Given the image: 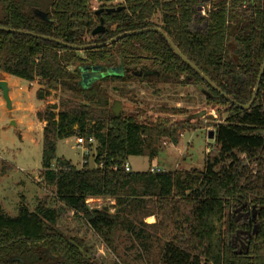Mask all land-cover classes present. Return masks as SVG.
Wrapping results in <instances>:
<instances>
[{
  "label": "trees",
  "instance_id": "obj_1",
  "mask_svg": "<svg viewBox=\"0 0 264 264\" xmlns=\"http://www.w3.org/2000/svg\"><path fill=\"white\" fill-rule=\"evenodd\" d=\"M0 4L1 26L71 44L102 43L126 31L158 27L239 104L251 100L264 61V0ZM100 8L117 10L98 15ZM101 17L106 30L93 35ZM99 65H121L125 72L85 85L81 68ZM0 71L40 85L36 98L47 101L36 113L45 123L43 181L109 248L121 227L137 241L145 264H264V74L253 105L243 109L203 80L156 30L85 51L0 30ZM134 80L192 86L208 108L224 109L225 120L213 124L217 152L205 156L202 170H124L131 156L153 159L163 138L177 145L195 120L188 110L175 107L166 112L181 120L115 115L110 88L133 99L135 89L126 84ZM52 91L59 93L57 102L47 100ZM70 137L97 141L95 167L78 168L58 155L59 141ZM13 168L3 162L0 176ZM91 197L114 199V213L90 209L86 200ZM150 216L158 221L146 223ZM58 221V210L46 199L38 200L34 210L20 206L15 216L0 207V264H97L86 241L67 234Z\"/></svg>",
  "mask_w": 264,
  "mask_h": 264
},
{
  "label": "rangeland",
  "instance_id": "obj_2",
  "mask_svg": "<svg viewBox=\"0 0 264 264\" xmlns=\"http://www.w3.org/2000/svg\"><path fill=\"white\" fill-rule=\"evenodd\" d=\"M1 8L2 4H0ZM21 83L18 92L20 95L22 94L20 102L22 110L24 109L23 112H17V109H8L0 91V165L6 162L14 167L0 176V207L7 214L15 216L18 214L20 206L25 205L30 210H34L38 200L46 199L48 205L58 210V224L61 229L71 236L84 239L97 264H112L115 260L145 264V259L143 256L141 257V248L125 229L118 227L114 234L112 247L109 248L94 233L84 218L77 216L57 201L53 191L45 185L41 175L44 122L37 119L36 113L45 106L47 101H40L36 96L31 99L25 90L28 87V82ZM116 86L121 85L116 84ZM126 86L135 89L133 99L121 97L110 88L113 104L116 101L121 104L120 114L155 122L164 119L167 115L171 119L181 120L182 116L174 117L166 112V109L174 107L186 109L190 115L206 110L205 115L193 120V127L183 133L177 145L170 142V139L163 138L160 143V151L153 159H150L147 154L131 156L128 162L132 171H146L151 164H158L166 171L193 168L202 170L205 156L217 152L218 148L214 139H210L208 135L211 130H214L213 124L225 120L224 109L219 108L220 112H218V108H208L205 105L204 95L192 86L151 84L138 80L131 81ZM30 87L34 88L36 92L40 85L34 82V85ZM58 96L59 93L52 91L47 100L57 102ZM32 102L35 108L33 110ZM16 120L21 121L16 125ZM95 153L96 151L93 150L92 155L86 159L89 167H95ZM58 155L71 160L73 165L81 168L83 161L81 150L76 147V137L59 141ZM114 202L112 198L101 197L100 202L96 201L90 206L107 209L114 213ZM157 221L156 216L145 219L146 223Z\"/></svg>",
  "mask_w": 264,
  "mask_h": 264
},
{
  "label": "water",
  "instance_id": "obj_3",
  "mask_svg": "<svg viewBox=\"0 0 264 264\" xmlns=\"http://www.w3.org/2000/svg\"><path fill=\"white\" fill-rule=\"evenodd\" d=\"M116 8H100L96 11V14H101L104 11L107 13H111L116 11ZM39 16L43 17L46 20H51L49 19L47 16V14L45 12L42 11H37L36 12ZM0 30L2 31H6V32H10V33H16V34H29L32 36H35L39 39H43V40H47V41H54L57 42L63 46H65L66 48L69 49H73V50H78V51H85L88 49H95V48H100V47H104V46H109L115 42H117L118 40L126 37V36H131V35H135V34H140L146 31H151V30H156L158 32H160L164 38L167 40V42L169 43V45L172 47L173 51L175 52V54L180 57L185 63H187L198 75H200L202 77L203 80H205L213 89H215L216 91H218L219 93H221L224 97H226L227 99H229L233 104L240 106L243 109H249L257 96V93L259 91L260 88V83L264 74V61L261 65V69L257 78V82H256V87L254 89V93L252 95L251 100L249 101V103L247 104H239L236 100L232 99L227 93H225L224 91H222L206 74H204L194 63H192L180 50L179 48L172 42V40L162 31V29L158 28V27H151V28H144V29H137V30H132V31H126L124 33H121L105 42L102 43H93V44H71L68 42H65L62 39L59 38H55L52 36H48V35H43V34H37V33H33L30 31H25V30H20V29H12V28H8V27H4L0 25ZM106 30L105 24H104V18L101 17L100 18V23L95 27V29L93 30V35L102 33ZM82 71V82L87 85V84H92L93 82H95L96 80L101 79L102 77H106L109 75H121L122 74V68L121 67H112V68H105L104 66H93V67H89V66H84L81 68ZM86 79H88V81H86ZM0 91L2 92L3 95V99L5 101L6 107L8 109H12V100L9 94V86L7 81L5 80H0ZM120 110H121V104L120 102L116 101L114 103V107H112V111L115 113V115H120ZM206 114V110H203L199 113L193 114L191 116L192 119H195L197 117H201L203 115ZM14 123V121H12ZM208 137L210 139H214L215 137V131L211 130L209 132Z\"/></svg>",
  "mask_w": 264,
  "mask_h": 264
},
{
  "label": "built area",
  "instance_id": "obj_4",
  "mask_svg": "<svg viewBox=\"0 0 264 264\" xmlns=\"http://www.w3.org/2000/svg\"><path fill=\"white\" fill-rule=\"evenodd\" d=\"M31 84H33V83H31ZM96 146H97V141L93 137L89 138L88 140L85 137H76V147L81 150V156H82V161H83L81 168H83L85 165H87L86 159L88 156L92 155L93 150L96 151ZM95 166H96V164H95ZM123 168L126 172L132 171V168H131L129 162H126L125 165L123 166ZM52 169H56L54 164L52 165ZM114 169L117 170L118 167L116 166V167H114ZM148 170L151 173H161V172L166 171L162 166H160L158 164H151L150 167L148 168ZM96 201L100 202L101 197L88 198L86 200V204L90 209L104 210L101 208H93L90 206L91 203H94Z\"/></svg>",
  "mask_w": 264,
  "mask_h": 264
},
{
  "label": "crops",
  "instance_id": "obj_5",
  "mask_svg": "<svg viewBox=\"0 0 264 264\" xmlns=\"http://www.w3.org/2000/svg\"><path fill=\"white\" fill-rule=\"evenodd\" d=\"M0 80H5L8 83V86H9V94H10V97H11V100H12V109L11 110L17 109V112H23L24 109L22 110L23 107H22V104L20 102V99L22 98V94L21 95L19 94L18 89H19V87L22 84L21 82H24V81L25 82H28V81H26L24 79H21V78H18V77H15V76H12V75H9L8 73L2 72V71H0ZM31 85L33 86L34 85V82H33V84H31L30 82H28V87H26L25 90L30 95V98L32 99L33 96H36V92H35L34 88H31L30 87ZM2 105L4 106L3 103H2ZM31 108H32V110L34 108L33 102L31 103ZM20 121L16 120V125ZM44 125H45V123H44Z\"/></svg>",
  "mask_w": 264,
  "mask_h": 264
},
{
  "label": "flooded vegetation",
  "instance_id": "obj_6",
  "mask_svg": "<svg viewBox=\"0 0 264 264\" xmlns=\"http://www.w3.org/2000/svg\"><path fill=\"white\" fill-rule=\"evenodd\" d=\"M114 67H121L122 68V74L121 75H123L124 74V72H125V69H124V67L123 66H114ZM106 68V67H105ZM107 68H112V67H107ZM86 81H88V79H86ZM112 107H114V104L112 105ZM112 107H111V109H112Z\"/></svg>",
  "mask_w": 264,
  "mask_h": 264
}]
</instances>
